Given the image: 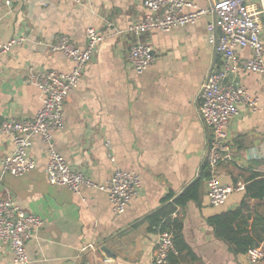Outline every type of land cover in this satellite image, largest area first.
Returning <instances> with one entry per match:
<instances>
[{
  "label": "crops",
  "instance_id": "crops-1",
  "mask_svg": "<svg viewBox=\"0 0 264 264\" xmlns=\"http://www.w3.org/2000/svg\"><path fill=\"white\" fill-rule=\"evenodd\" d=\"M191 1L203 9L212 5V0ZM247 3L257 11L264 46V0ZM147 14L142 0L81 4L0 0V41L22 38L0 54V126L5 118L30 119L41 108L38 88L26 82L31 72L72 69L64 54L50 49L56 37L64 34L83 47L87 28L94 27L105 39L85 66L78 86L67 94L63 126L51 131L52 144L71 168L95 182H104L116 168L135 171L141 178L137 194L122 214L115 215L106 192L83 188L77 194L47 181L48 145L35 134L29 149L35 168L23 176L5 173L0 180L2 197L10 196L42 219L25 244L26 264H152L161 232L150 228L146 216L168 194L179 193L199 177L207 164L209 133L197 106L211 67L220 62L209 40L213 13H205L194 24L154 30L138 38L115 33ZM137 39L148 43L155 57L141 73L127 61ZM237 52L240 58L249 57L247 49ZM235 82L258 97L259 109L252 112L241 104L229 122L228 157L218 164L215 176L233 185L245 184L252 172L262 173L264 166V73L240 70ZM13 149L11 137L0 128V160ZM206 179L199 199L172 214L181 222L179 233L187 246L178 264H264V257L253 263L246 252L235 255L207 221L211 215L236 209L244 189L215 207L206 195ZM255 205L256 200L250 199L249 209L243 210L245 224L239 223L248 231ZM260 245L264 250V240ZM12 258L8 246L0 244V264H14Z\"/></svg>",
  "mask_w": 264,
  "mask_h": 264
},
{
  "label": "built area",
  "instance_id": "built-area-1",
  "mask_svg": "<svg viewBox=\"0 0 264 264\" xmlns=\"http://www.w3.org/2000/svg\"><path fill=\"white\" fill-rule=\"evenodd\" d=\"M67 1L81 4L85 0ZM142 5L148 10V14L143 19L130 23L125 30H115L116 34L128 33L138 38L150 31H169L175 26L194 24L205 13H215L219 30L215 50L220 62L212 68L203 84L197 110L209 133L206 195L210 205L221 206L232 192L244 189L243 182L224 184L215 176L218 164L228 157L225 142L229 122L237 115L241 104L252 112L259 109L258 97L235 82L240 70L264 73L262 25L257 18V11L251 8L247 0H212L209 9L199 8L191 0H142ZM108 26L111 24L108 23ZM212 29V25H208L210 42L215 40ZM104 39V34L94 27H88L83 47L64 34L58 35L50 44L51 50L61 52L72 62V69L67 73L38 70L31 72L26 78L27 83L38 88L42 106L30 119L2 120L0 128L11 137L14 149L0 160V180L5 173L23 176L35 168V160L29 155V149L32 137L38 134L49 149V161L45 168L47 181L52 185L65 186L77 194L83 188L102 190L108 195L113 214L119 215L137 194L141 183L140 175L135 171L116 168L104 182H95L81 170L70 167L54 149L51 137L52 130L63 126V105L67 94L78 86L85 66ZM137 40L128 50L127 61L136 72L141 73L153 63L155 57L148 43ZM21 41L20 37L7 42L0 41V54ZM237 49H247L249 57L240 58ZM109 157L113 160L111 154ZM260 170L264 173V166ZM41 224L42 219L38 214L26 212L13 198L2 197L0 193V244L8 246L14 264L29 262L25 244ZM155 245L152 264H165L170 253H177L172 241V231L161 232ZM246 255L254 263L263 258L264 250L258 245L249 248Z\"/></svg>",
  "mask_w": 264,
  "mask_h": 264
},
{
  "label": "trees",
  "instance_id": "trees-1",
  "mask_svg": "<svg viewBox=\"0 0 264 264\" xmlns=\"http://www.w3.org/2000/svg\"><path fill=\"white\" fill-rule=\"evenodd\" d=\"M208 176V166L204 163L199 177L186 185L179 193L168 194L161 206L146 216L151 229H157L160 232L172 231V241L177 253H170L165 264H178L181 253L187 250L179 233L181 222L176 217H172V214L178 207H184L188 202L199 199L202 185ZM250 199L256 200V211L248 231L239 223L245 224L243 210L249 209ZM207 221L213 226L216 237L226 242L235 255L243 254L249 248L260 245L264 240V174L252 172L246 178L243 197L236 209L211 215Z\"/></svg>",
  "mask_w": 264,
  "mask_h": 264
},
{
  "label": "water",
  "instance_id": "water-1",
  "mask_svg": "<svg viewBox=\"0 0 264 264\" xmlns=\"http://www.w3.org/2000/svg\"><path fill=\"white\" fill-rule=\"evenodd\" d=\"M213 18H214V20H213V30H214V36H215L214 44L216 45V41H217V26H216V16H215L214 12H213ZM211 69H212V67H211ZM211 69H210L209 73L211 72ZM209 73H208V75H209ZM102 249L108 254L111 253L110 250L107 249L105 246H103Z\"/></svg>",
  "mask_w": 264,
  "mask_h": 264
},
{
  "label": "rangeland",
  "instance_id": "rangeland-1",
  "mask_svg": "<svg viewBox=\"0 0 264 264\" xmlns=\"http://www.w3.org/2000/svg\"><path fill=\"white\" fill-rule=\"evenodd\" d=\"M236 192H232L231 194H230V196L232 195V194H235Z\"/></svg>",
  "mask_w": 264,
  "mask_h": 264
}]
</instances>
